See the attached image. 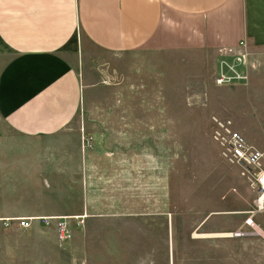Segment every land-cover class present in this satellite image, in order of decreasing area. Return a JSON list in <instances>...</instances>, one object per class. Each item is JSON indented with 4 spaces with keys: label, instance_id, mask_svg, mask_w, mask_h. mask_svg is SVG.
Segmentation results:
<instances>
[{
    "label": "rangeland",
    "instance_id": "374dc122",
    "mask_svg": "<svg viewBox=\"0 0 264 264\" xmlns=\"http://www.w3.org/2000/svg\"><path fill=\"white\" fill-rule=\"evenodd\" d=\"M246 49L248 80L218 87V50L117 55L81 42L80 58L99 86L84 94L73 127L83 117L94 127L110 123L107 113L125 116V160L138 169L132 201L123 217L82 225L66 217L72 236L64 244L56 222L21 227L24 219L74 211L73 183L51 180L41 145L27 142L29 167H2L0 264H264V240L244 225L257 194L239 167L222 160L210 129L212 117L228 118L264 151V54ZM132 127L145 133L131 134ZM254 221L264 229V213ZM238 230L246 235L230 236Z\"/></svg>",
    "mask_w": 264,
    "mask_h": 264
},
{
    "label": "crops",
    "instance_id": "0c3cea01",
    "mask_svg": "<svg viewBox=\"0 0 264 264\" xmlns=\"http://www.w3.org/2000/svg\"><path fill=\"white\" fill-rule=\"evenodd\" d=\"M241 40L264 54V0H0V182L3 166L29 167L27 142H37L44 171L73 183L74 198V211L41 217L84 216L86 224L125 216L138 171L125 160V116L107 113L110 123L94 127L83 117L73 127L84 94L99 86L81 42L145 56L214 52Z\"/></svg>",
    "mask_w": 264,
    "mask_h": 264
},
{
    "label": "built area",
    "instance_id": "2783aa9c",
    "mask_svg": "<svg viewBox=\"0 0 264 264\" xmlns=\"http://www.w3.org/2000/svg\"><path fill=\"white\" fill-rule=\"evenodd\" d=\"M246 48V41L242 40L235 46L218 49L222 61L215 78L216 86H231L248 80L251 65ZM227 62L237 68L232 69ZM210 129L211 139L218 147L222 160L229 165L239 167L241 176L246 178L257 194L254 209L248 212V218L245 220L244 225L253 229V235L259 236L264 240V230L260 229L254 221L258 213H264V170L262 169L264 152L251 145L245 136L235 128L233 121L228 118L212 117ZM89 141H85L86 148L90 147ZM66 220L67 218L60 217H37L21 220L19 224L21 227L28 228L32 221H37L44 226H49L52 222H56L58 242L64 244L72 236V231ZM76 220L78 225H82L84 216ZM245 235V232L241 230L230 234L231 237Z\"/></svg>",
    "mask_w": 264,
    "mask_h": 264
},
{
    "label": "bare ground",
    "instance_id": "6f19581e",
    "mask_svg": "<svg viewBox=\"0 0 264 264\" xmlns=\"http://www.w3.org/2000/svg\"><path fill=\"white\" fill-rule=\"evenodd\" d=\"M227 64H229L230 65V67L233 69V68H237L236 66H234L233 64H230L229 62H227ZM228 235V237H230L229 236V234H227ZM212 237H219V236H217V235H213Z\"/></svg>",
    "mask_w": 264,
    "mask_h": 264
}]
</instances>
